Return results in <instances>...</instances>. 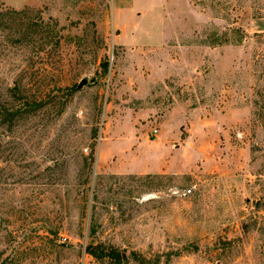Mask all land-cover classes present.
<instances>
[{
    "label": "rangeland",
    "instance_id": "obj_1",
    "mask_svg": "<svg viewBox=\"0 0 264 264\" xmlns=\"http://www.w3.org/2000/svg\"><path fill=\"white\" fill-rule=\"evenodd\" d=\"M0 3V264H264V0Z\"/></svg>",
    "mask_w": 264,
    "mask_h": 264
},
{
    "label": "trees",
    "instance_id": "obj_2",
    "mask_svg": "<svg viewBox=\"0 0 264 264\" xmlns=\"http://www.w3.org/2000/svg\"><path fill=\"white\" fill-rule=\"evenodd\" d=\"M26 8L23 10H17L12 8L4 9L0 3V29L4 22L8 19H13L19 16L21 13L25 12ZM0 114H10L8 110L0 108ZM86 250L89 254L96 257L97 259H108L112 264H126L133 258L137 264H159L158 260L152 258H147L145 255L132 251L130 254L127 253L125 249H120L117 246L107 245L103 242L90 243L86 246ZM170 258V256H169Z\"/></svg>",
    "mask_w": 264,
    "mask_h": 264
},
{
    "label": "water",
    "instance_id": "obj_3",
    "mask_svg": "<svg viewBox=\"0 0 264 264\" xmlns=\"http://www.w3.org/2000/svg\"><path fill=\"white\" fill-rule=\"evenodd\" d=\"M87 83V79H82L79 84H78V88H81L83 85H85Z\"/></svg>",
    "mask_w": 264,
    "mask_h": 264
},
{
    "label": "crops",
    "instance_id": "obj_4",
    "mask_svg": "<svg viewBox=\"0 0 264 264\" xmlns=\"http://www.w3.org/2000/svg\"><path fill=\"white\" fill-rule=\"evenodd\" d=\"M100 150H99V157H100ZM105 164H107V163H105ZM105 164H103L102 166H104ZM112 167H113V165H110L109 167H108V169H112ZM138 171H140V172H142V173H144V172H147V171H144V170H138ZM163 172H165L164 170H162Z\"/></svg>",
    "mask_w": 264,
    "mask_h": 264
},
{
    "label": "built area",
    "instance_id": "obj_5",
    "mask_svg": "<svg viewBox=\"0 0 264 264\" xmlns=\"http://www.w3.org/2000/svg\"><path fill=\"white\" fill-rule=\"evenodd\" d=\"M156 131V130H155ZM192 192V189L191 188H188L187 189V193H191Z\"/></svg>",
    "mask_w": 264,
    "mask_h": 264
}]
</instances>
